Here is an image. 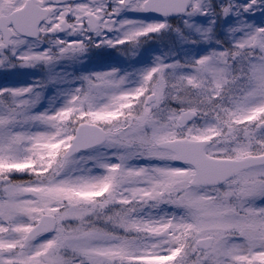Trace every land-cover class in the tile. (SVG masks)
I'll return each instance as SVG.
<instances>
[{"label":"snow or ice","instance_id":"obj_1","mask_svg":"<svg viewBox=\"0 0 264 264\" xmlns=\"http://www.w3.org/2000/svg\"><path fill=\"white\" fill-rule=\"evenodd\" d=\"M22 70L0 264H264V0H0V73Z\"/></svg>","mask_w":264,"mask_h":264},{"label":"rangeland","instance_id":"obj_2","mask_svg":"<svg viewBox=\"0 0 264 264\" xmlns=\"http://www.w3.org/2000/svg\"><path fill=\"white\" fill-rule=\"evenodd\" d=\"M164 46V42H150L145 45L141 50L142 55L139 57L124 56L116 53L114 50H96L91 54V59L88 61L86 68L95 70H105L110 66H119L122 68L133 67V61H140L142 63H147L154 54H158L159 50ZM106 62V63H105ZM102 64L107 67L101 69ZM136 66H139L138 64ZM32 79V75L27 70H22L20 75H5L0 73V85H19L29 83ZM11 80V81H10ZM7 81H10L8 83Z\"/></svg>","mask_w":264,"mask_h":264}]
</instances>
